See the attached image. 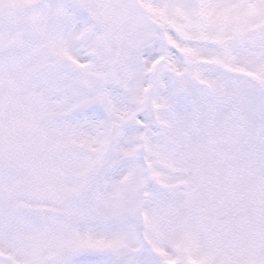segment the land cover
<instances>
[{"label": "snow or ice", "instance_id": "6c2138e0", "mask_svg": "<svg viewBox=\"0 0 264 264\" xmlns=\"http://www.w3.org/2000/svg\"><path fill=\"white\" fill-rule=\"evenodd\" d=\"M0 264H264V0H0Z\"/></svg>", "mask_w": 264, "mask_h": 264}]
</instances>
